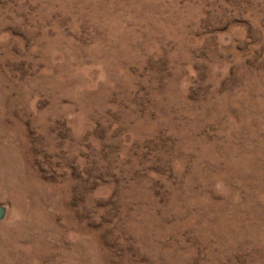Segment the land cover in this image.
Segmentation results:
<instances>
[{
  "label": "rangeland",
  "instance_id": "rangeland-1",
  "mask_svg": "<svg viewBox=\"0 0 264 264\" xmlns=\"http://www.w3.org/2000/svg\"><path fill=\"white\" fill-rule=\"evenodd\" d=\"M0 204V264H264V0H0Z\"/></svg>",
  "mask_w": 264,
  "mask_h": 264
},
{
  "label": "water",
  "instance_id": "water-1",
  "mask_svg": "<svg viewBox=\"0 0 264 264\" xmlns=\"http://www.w3.org/2000/svg\"><path fill=\"white\" fill-rule=\"evenodd\" d=\"M6 214V208L5 206L0 204V219H3L5 217Z\"/></svg>",
  "mask_w": 264,
  "mask_h": 264
},
{
  "label": "bare ground",
  "instance_id": "bare-ground-1",
  "mask_svg": "<svg viewBox=\"0 0 264 264\" xmlns=\"http://www.w3.org/2000/svg\"><path fill=\"white\" fill-rule=\"evenodd\" d=\"M110 63V62H109Z\"/></svg>",
  "mask_w": 264,
  "mask_h": 264
}]
</instances>
